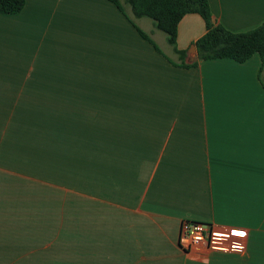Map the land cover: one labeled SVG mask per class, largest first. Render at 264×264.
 <instances>
[{"label":"crops","instance_id":"obj_1","mask_svg":"<svg viewBox=\"0 0 264 264\" xmlns=\"http://www.w3.org/2000/svg\"><path fill=\"white\" fill-rule=\"evenodd\" d=\"M207 1L231 32L264 22V0ZM123 7L0 14V264H264V61L181 67L203 19L179 22L182 57ZM183 221L229 234L186 253Z\"/></svg>","mask_w":264,"mask_h":264},{"label":"trees","instance_id":"obj_2","mask_svg":"<svg viewBox=\"0 0 264 264\" xmlns=\"http://www.w3.org/2000/svg\"><path fill=\"white\" fill-rule=\"evenodd\" d=\"M125 16L123 4L130 7L134 18L146 17L153 21L156 29L163 32L168 43L176 50L177 26L186 14L199 15L206 32L195 41L197 60L229 59L243 63L257 54L264 61V22L246 32L234 33L212 21L207 0H108ZM26 0H0V14H16L25 6ZM153 48L161 53L158 46L140 30L131 17H125ZM177 51V50H176ZM178 52V51H177ZM184 57L185 52H178ZM197 61L183 63L181 67L191 68Z\"/></svg>","mask_w":264,"mask_h":264},{"label":"built area","instance_id":"obj_3","mask_svg":"<svg viewBox=\"0 0 264 264\" xmlns=\"http://www.w3.org/2000/svg\"><path fill=\"white\" fill-rule=\"evenodd\" d=\"M229 230L219 229L212 224L194 221H183L180 224L177 244L183 252L212 250L219 246L221 238L226 237Z\"/></svg>","mask_w":264,"mask_h":264},{"label":"water","instance_id":"obj_4","mask_svg":"<svg viewBox=\"0 0 264 264\" xmlns=\"http://www.w3.org/2000/svg\"><path fill=\"white\" fill-rule=\"evenodd\" d=\"M188 56H189L188 61L192 62L194 59V56H195V47L194 46L190 47L189 52H188Z\"/></svg>","mask_w":264,"mask_h":264},{"label":"rangeland","instance_id":"obj_5","mask_svg":"<svg viewBox=\"0 0 264 264\" xmlns=\"http://www.w3.org/2000/svg\"><path fill=\"white\" fill-rule=\"evenodd\" d=\"M59 108H65V109H66V107H65V106H59Z\"/></svg>","mask_w":264,"mask_h":264},{"label":"snow or ice","instance_id":"obj_6","mask_svg":"<svg viewBox=\"0 0 264 264\" xmlns=\"http://www.w3.org/2000/svg\"><path fill=\"white\" fill-rule=\"evenodd\" d=\"M240 235L243 236V235H245V233L241 232Z\"/></svg>","mask_w":264,"mask_h":264}]
</instances>
